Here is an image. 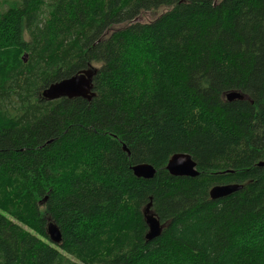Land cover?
Returning a JSON list of instances; mask_svg holds the SVG:
<instances>
[{"label": "trees", "instance_id": "obj_1", "mask_svg": "<svg viewBox=\"0 0 264 264\" xmlns=\"http://www.w3.org/2000/svg\"><path fill=\"white\" fill-rule=\"evenodd\" d=\"M85 69L91 100L41 96ZM263 160L264 0L0 3V264H264Z\"/></svg>", "mask_w": 264, "mask_h": 264}, {"label": "water", "instance_id": "obj_2", "mask_svg": "<svg viewBox=\"0 0 264 264\" xmlns=\"http://www.w3.org/2000/svg\"><path fill=\"white\" fill-rule=\"evenodd\" d=\"M95 70L85 69L81 72L50 84L46 87L41 96L46 100H55L62 97L75 98L82 97L91 100L95 93L93 92V74ZM228 100L243 99L245 96L239 92H229L227 94ZM127 150L126 146H123ZM259 166H264V160L258 163ZM167 170L173 176H189L195 177L199 174L195 160L188 153H176L168 161ZM134 175L138 178H152L156 172V168L149 163H139L132 166ZM243 188V184L230 183L215 185L210 190V197L218 199L228 196ZM145 222L148 226L146 239L152 240L162 234V231L167 227V223L162 224L160 219L152 211V202L150 201L143 210ZM48 236L50 240L59 244L62 241V232L60 227L53 221L48 223Z\"/></svg>", "mask_w": 264, "mask_h": 264}, {"label": "rangeland", "instance_id": "obj_3", "mask_svg": "<svg viewBox=\"0 0 264 264\" xmlns=\"http://www.w3.org/2000/svg\"><path fill=\"white\" fill-rule=\"evenodd\" d=\"M3 0H0V3H2ZM164 10V8H161L159 11L157 12H151V11H147V12H143L141 15H140V20L141 21H150L151 19H153L155 16H157L159 13H162ZM28 53H25L23 55V58L24 59H27L28 57Z\"/></svg>", "mask_w": 264, "mask_h": 264}]
</instances>
